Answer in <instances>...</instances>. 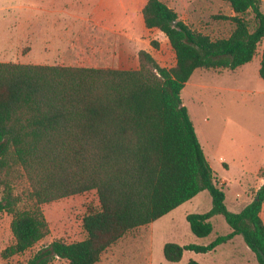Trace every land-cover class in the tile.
Here are the masks:
<instances>
[{
    "label": "trees",
    "instance_id": "16d2710c",
    "mask_svg": "<svg viewBox=\"0 0 264 264\" xmlns=\"http://www.w3.org/2000/svg\"><path fill=\"white\" fill-rule=\"evenodd\" d=\"M223 1L234 15L213 18L234 28L228 37L212 39L163 0H142L145 27L163 33L174 52L171 68L144 50L134 69L0 62V214L12 216L14 238L6 257L25 253L49 235L41 205L58 199L95 191L99 206L82 218L83 240H53L25 264H95L128 231L208 191L211 209L186 216L192 233L209 236L217 215L231 232L208 245L168 242L166 260L179 262L185 251L211 252L240 235L264 264V184L240 212L228 209L224 186L181 97L197 69L234 71L258 55L264 40L261 0ZM260 56L264 80V49ZM19 172L29 185V208L19 207L23 198L13 188Z\"/></svg>",
    "mask_w": 264,
    "mask_h": 264
},
{
    "label": "rangeland",
    "instance_id": "374dc122",
    "mask_svg": "<svg viewBox=\"0 0 264 264\" xmlns=\"http://www.w3.org/2000/svg\"><path fill=\"white\" fill-rule=\"evenodd\" d=\"M163 1L193 30L212 39L228 37L234 28L229 21L213 18L233 15L223 0ZM103 2L107 3L106 9L101 7ZM142 8L141 0H0V62L134 69L137 53L144 50L162 67H173L175 55L166 36L145 27ZM247 18L252 21L251 14ZM263 49L264 40L258 55L241 70H196L181 92L204 153L224 186L231 211V199L237 197L241 200L239 208L243 207L264 184V80L257 71ZM13 188L23 198L20 208L33 206L26 199L29 185L22 172ZM210 201L209 192L202 191L176 209L175 221L168 222L167 227L174 224L178 231L169 234V240L180 245H208L218 235L230 233L221 215L212 218L214 229L209 236L197 237L191 232L185 214L207 212ZM98 206L95 191L41 205L49 235L25 253L10 257L3 253L14 243L12 216L1 213L0 264H25L53 240L83 239L82 218ZM261 216L264 221V207ZM190 259L201 264H259L240 235L212 252H185L183 260ZM51 264L67 261L55 259Z\"/></svg>",
    "mask_w": 264,
    "mask_h": 264
},
{
    "label": "crops",
    "instance_id": "0c3cea01",
    "mask_svg": "<svg viewBox=\"0 0 264 264\" xmlns=\"http://www.w3.org/2000/svg\"><path fill=\"white\" fill-rule=\"evenodd\" d=\"M101 7H103V9H106L107 3L103 2ZM263 7H264V3H263V1H261V9ZM233 15H234V13H233ZM260 59H261V56L259 55L258 65H257L258 73H259V68H260ZM251 62H249L243 66L249 65ZM85 67H90V66H85ZM94 68H98V67H94ZM240 68L242 69L245 67L241 66L236 70H241ZM111 69H113V68H111ZM197 70H199V69H197ZM236 70H234V71H236ZM204 147H207L206 142H204ZM206 158H207V156H206ZM207 160H208V158H207ZM210 202H211V206H210L209 210L212 207V199ZM228 203L230 205L229 207H231V209H233L232 212H240L250 202H248L243 207L239 208L241 200L238 199L237 197H235L234 199H231ZM184 204H182V205H184ZM226 205H227V202H226ZM179 207H177L176 209H178ZM263 207H264V205H263ZM176 209L172 210L168 214L164 215L163 217L159 218L158 220H156L150 224L140 226L138 228H135L133 230L128 231L122 238H120L118 241H116L110 247H108L103 252L100 261H98L95 264H186L189 260H183L184 254H183L182 259L179 262H169L168 260H166V258L164 256V245L168 242L177 243L173 240H169L170 239L169 234L177 233V231H178L176 225L172 224V225H169V227H167L168 222L172 223L175 221L173 216H174V212ZM188 214L189 213L185 214V219H186V216ZM212 218H211V221H212ZM187 223H188V221H187ZM189 227H190V225H189ZM186 232H187V230L184 229L185 234H186ZM83 239H81V240H83ZM184 245H188V244H182V246H184ZM185 252H187V251H185Z\"/></svg>",
    "mask_w": 264,
    "mask_h": 264
}]
</instances>
